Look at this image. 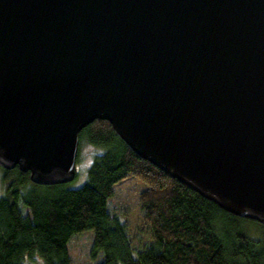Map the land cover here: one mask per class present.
Returning a JSON list of instances; mask_svg holds the SVG:
<instances>
[{
    "label": "water",
    "instance_id": "95a60500",
    "mask_svg": "<svg viewBox=\"0 0 264 264\" xmlns=\"http://www.w3.org/2000/svg\"><path fill=\"white\" fill-rule=\"evenodd\" d=\"M95 120L264 225V0H0V167L67 184Z\"/></svg>",
    "mask_w": 264,
    "mask_h": 264
},
{
    "label": "trees",
    "instance_id": "16d2710c",
    "mask_svg": "<svg viewBox=\"0 0 264 264\" xmlns=\"http://www.w3.org/2000/svg\"><path fill=\"white\" fill-rule=\"evenodd\" d=\"M82 143L97 152L77 188L33 184L28 173L0 167V264H30L36 256L44 264H71L68 242L89 230V258L101 257L94 264H264V225L221 210L139 158L107 121L83 128ZM130 178L143 184L138 234L147 239L138 243L108 208L115 185Z\"/></svg>",
    "mask_w": 264,
    "mask_h": 264
},
{
    "label": "rangeland",
    "instance_id": "374dc122",
    "mask_svg": "<svg viewBox=\"0 0 264 264\" xmlns=\"http://www.w3.org/2000/svg\"><path fill=\"white\" fill-rule=\"evenodd\" d=\"M97 152L93 147L82 143L78 146L77 161L75 163V177L67 184L69 188H77L81 186L86 179L87 162L90 161L92 154ZM90 159V160H89ZM89 163V162H88ZM3 171L0 169V196L3 193V183L1 179ZM143 188V184L135 179L123 180L115 185L114 196L109 199L108 208L111 214L120 216L121 221H125L127 225V232L130 237L134 239V243L142 242L147 239L145 235L138 234V226L140 225V212L138 210L137 198L139 191ZM20 210L23 214L27 213L21 203H19ZM93 232L84 231L74 234L68 242V252L71 259V264H94L101 260L98 259L93 262L89 258V250L92 242ZM30 264H44L39 256H36Z\"/></svg>",
    "mask_w": 264,
    "mask_h": 264
}]
</instances>
